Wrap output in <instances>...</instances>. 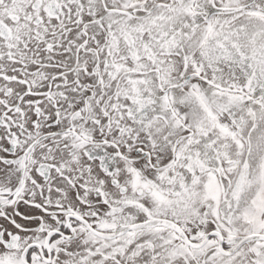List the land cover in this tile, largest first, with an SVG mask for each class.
Wrapping results in <instances>:
<instances>
[{
  "label": "snow or ice",
  "instance_id": "snow-or-ice-1",
  "mask_svg": "<svg viewBox=\"0 0 264 264\" xmlns=\"http://www.w3.org/2000/svg\"><path fill=\"white\" fill-rule=\"evenodd\" d=\"M0 264H264V0H0Z\"/></svg>",
  "mask_w": 264,
  "mask_h": 264
}]
</instances>
